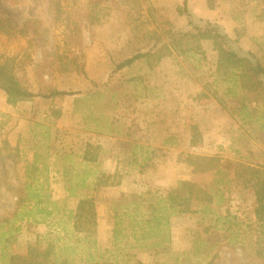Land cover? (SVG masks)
<instances>
[{"label": "rangeland", "instance_id": "obj_1", "mask_svg": "<svg viewBox=\"0 0 264 264\" xmlns=\"http://www.w3.org/2000/svg\"><path fill=\"white\" fill-rule=\"evenodd\" d=\"M184 1L0 0V15L12 18L16 26L30 22L38 30L0 34V55L15 63L22 85L36 93H80L37 97L13 106L0 89V220L12 217L16 193L27 180L36 151L48 167L41 180L47 181L56 205L48 221L16 223L20 229L6 241L10 252L26 253L30 244L38 243L54 244L57 251L73 247V264H86L90 254L102 263L261 264L257 232L250 227L256 225V198L235 180L222 186V203L213 208L216 216L229 214L241 225L247 236L244 245L229 244L223 220L212 224L200 212L171 217L167 252L133 241L122 243L121 249L113 245L114 207L124 194L152 189L159 196L180 180L211 188L214 173L194 172L191 155L218 156L226 167L239 161L264 164V97L234 86L217 70L219 53L213 41L192 40L184 51L170 45L159 60H140L116 70L136 51L152 48L168 25L186 32L207 22L219 25L234 45L264 64V0H211L213 8L208 0H187V6ZM230 86L235 95L227 94ZM244 106L247 119L241 114ZM46 127L49 138L42 135ZM88 143L101 147L97 163L83 161ZM134 145L162 151L157 170L139 173L129 163ZM84 168L105 174L109 182L87 191L96 205V244L75 231L69 216L81 196H69L67 172ZM134 208L129 209L133 215ZM208 230L212 233L205 245L197 243V234Z\"/></svg>", "mask_w": 264, "mask_h": 264}, {"label": "trees", "instance_id": "obj_2", "mask_svg": "<svg viewBox=\"0 0 264 264\" xmlns=\"http://www.w3.org/2000/svg\"><path fill=\"white\" fill-rule=\"evenodd\" d=\"M184 4L187 6V0L184 1ZM208 5L213 8L214 2L208 0ZM29 23L16 26L12 18L0 15V34L11 36L18 33L22 35L37 33L38 30L34 24ZM194 29L178 32L168 25L163 31V36L157 38L152 48L147 51H136L132 56L118 63L116 70L120 71L132 66L140 60H159L165 51H169L170 45L179 51H184V46L190 44L192 40L206 39L213 41L214 47L219 53L217 70L223 71L224 75L229 76L228 80L234 86L240 84L248 92L254 93L255 96L264 97V64L253 52L244 51L241 47L234 45V40L217 24L207 22L204 26H194ZM16 70L15 63L0 55V89L6 93L7 103L10 105L16 106L22 101L34 100L37 97L48 98L80 94L79 92L64 90H55L48 94L33 92L22 85ZM234 90L235 88L230 86L227 88V94L235 95ZM95 93L96 91L88 94L93 95ZM245 108L244 106L241 109L243 119L249 117ZM261 118L263 119L264 116ZM46 129L42 135L44 138H49V128L46 127ZM34 136L39 135L35 133ZM99 149H101L100 146H93V144L88 143L84 150L83 161L97 163L100 160ZM159 152H162L159 148L146 150L142 146H136L133 149V156L128 161L136 166L139 173H145L148 170L155 171L158 169V160L161 158ZM189 162L194 172L212 171L214 173L215 178L211 188L203 187L194 181L180 180L159 196H155V193L159 191L152 189L144 194H131L130 196L124 194L120 202L129 201L126 206L124 207L120 203L114 207L113 245L117 249H121L122 243L126 245L133 241L138 246L161 248L167 252L166 249L172 241L171 217L181 213L199 212L204 218H210L212 224L215 222L218 224L220 220H223V224L227 225L223 230L228 236L229 244L244 245L247 236L246 232L241 230V225L237 221L231 220L234 217L229 214L216 216L218 211L213 208V205L222 203L225 194L222 186H226L235 180L249 187L255 195L256 225H250V227L257 232L255 234L256 255L261 264H264V164L253 165L239 161L232 162L230 166L226 167L223 166L218 156L206 155H191ZM47 173L48 167L42 160V156L37 151L34 152L33 162L27 166V180L16 193L15 211L12 217L0 220V256L4 264H73L74 254H71L74 252L73 247L59 248L57 251L54 244L43 247L37 243L30 244L26 253H14L7 249V239L20 229L18 226L14 227L16 223L31 219L44 222L48 221L53 214L55 208L51 206L56 205L51 201L47 181L41 180ZM103 175L105 176V174ZM103 175L97 176L96 172L87 168L75 174L67 172V176H70L67 186L69 196H81L76 209L70 211L69 216L73 221L75 231L87 235L90 239L86 238L87 242L91 244L97 243L96 237L93 235L96 233V205L93 195L87 191L108 185L109 182ZM91 178L93 179L90 180ZM128 196L132 199H127ZM132 206L135 207L134 215L129 211ZM145 206L146 213L142 212V207ZM119 208H124L125 211ZM211 233V230H208L203 234H197L196 242L205 245L204 241ZM247 239L250 241L253 238L249 235ZM86 264L120 263H102L95 260L90 254Z\"/></svg>", "mask_w": 264, "mask_h": 264}]
</instances>
